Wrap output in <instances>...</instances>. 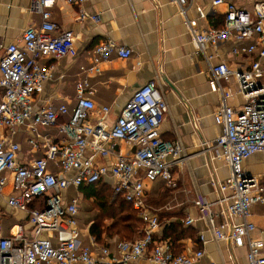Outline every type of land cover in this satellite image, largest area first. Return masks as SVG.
I'll list each match as a JSON object with an SVG mask.
<instances>
[{
	"label": "built area",
	"instance_id": "obj_1",
	"mask_svg": "<svg viewBox=\"0 0 264 264\" xmlns=\"http://www.w3.org/2000/svg\"><path fill=\"white\" fill-rule=\"evenodd\" d=\"M56 1L32 0L33 10L42 16L40 24L27 27L16 42L0 45L4 52L0 59V264H128L141 257L152 264H193L204 256L205 246L221 241L245 247L249 264H264V242L251 235L257 229L252 207L264 204V183L243 165L251 155L264 153V0L254 3L253 12L228 3L220 27L200 7L195 17L189 15L197 0H170L178 6L198 52L209 62L211 89L221 95V105L213 114L222 132L202 146L215 149V157L229 169L227 179H211L215 201L201 192L195 195L198 219L207 224L210 235L200 233V248L187 254L178 253L169 240L155 241L159 216L147 203V185L161 178L175 186L173 170L187 160L180 140L161 137L160 125L169 113L164 91L150 81L135 91L113 122L111 108L98 109L91 98L94 90L87 76L100 74L114 54L131 57L132 49L111 40L95 46L92 64L81 68L80 75L87 76L77 81V104L72 110L66 104H38L37 95L55 69L45 62L77 55L74 32L61 31L51 18ZM66 1L79 7V22L98 21L97 15L86 13L85 0ZM221 4L224 0H212V6ZM229 40L236 42L233 55L251 57L249 67L235 70L224 62L211 64L207 48ZM231 81L239 85L245 100L238 108L226 102L233 94L223 82ZM65 116L69 119L61 121ZM50 127H56L62 138L44 130ZM19 132L26 134L29 156L22 155V145L16 141ZM120 142L130 146L128 153L121 150ZM100 181L111 183L114 196L123 195L145 223L142 237L119 241L114 250L98 245L94 238L84 242L78 219L82 197L67 194L70 188ZM8 211L25 217L6 233L1 218ZM219 216L225 220L220 230ZM231 216L239 222L232 223ZM193 223L194 217L184 220L186 226Z\"/></svg>",
	"mask_w": 264,
	"mask_h": 264
},
{
	"label": "crops",
	"instance_id": "obj_2",
	"mask_svg": "<svg viewBox=\"0 0 264 264\" xmlns=\"http://www.w3.org/2000/svg\"><path fill=\"white\" fill-rule=\"evenodd\" d=\"M256 1L224 0V4L212 6V0H197L189 15L195 17L200 7L209 11L210 21L219 26L223 22L228 3L253 12ZM83 7L89 15H97L98 21L87 19L79 22V7L66 0H57L51 8V18L59 25V29L74 32L77 55L62 60L48 59L45 62L54 64L55 69L52 79L45 83L43 92L37 95L38 104L53 107L66 104L70 110L76 106L77 81L81 76H87L80 75L81 68L92 64L93 51L98 43L111 40L132 49L131 57L124 59L114 54L111 61L101 66L100 74L87 76L94 90L91 98L98 109L103 106L111 108L110 119L113 122L135 91L153 80L162 88L169 113L160 125L161 137L166 141L180 140L185 147L187 160L182 167L173 170L176 185L170 186L167 183L168 187L175 188L168 195L165 193L166 197L162 194L164 190L155 188L153 183L147 185V194L148 198L153 197V211L161 215L163 220L170 222L180 219L184 223L187 217L195 218V223L188 227L193 229L197 237L181 239L178 244L180 252L185 254L199 249V234L208 236L210 233L207 224L198 219L195 195L201 192L210 201H215L217 191L212 187L211 179L225 180L229 177V169L215 157V149L208 150L202 146L204 141H214L222 132V126L216 122L213 114L221 105V95L211 89L209 62L198 52L178 6L170 0H85ZM41 20V14L32 8V0H0V45L16 42L27 27L36 26ZM249 42L243 41L241 44ZM235 45L234 40H229L217 47H208L206 54L213 57L211 64L224 62L235 70L249 67L251 57L231 53ZM3 53L0 48V59ZM224 87L233 94L227 98V104L235 108L242 106L245 100L238 92L239 85L231 81ZM2 94L0 88V100ZM44 130L62 138L56 127ZM16 141L22 145V155L29 156L26 134L19 132ZM119 144L124 153L130 151V146L125 142ZM40 155L37 153L35 156ZM99 162L106 160L99 159ZM243 165L264 183V153L251 155L244 160ZM71 191L76 192L70 195ZM67 194L69 197H82L79 189L74 187ZM215 210L218 211L219 206H215ZM252 212L257 229L251 235L264 242V204H255ZM179 214L182 217L179 218ZM24 217V213L8 211L1 218L4 231L7 233L14 222H24ZM229 219L232 223L239 222L236 216ZM224 222L222 216L217 218L218 230ZM162 232L163 227L160 226L157 234L162 237ZM92 238L88 228H83L84 242L88 244ZM115 246L112 245L111 249L114 250ZM128 264L152 263L147 257H141ZM193 264H249L247 249L234 248L222 241L211 243L205 246L204 256Z\"/></svg>",
	"mask_w": 264,
	"mask_h": 264
},
{
	"label": "trees",
	"instance_id": "obj_3",
	"mask_svg": "<svg viewBox=\"0 0 264 264\" xmlns=\"http://www.w3.org/2000/svg\"><path fill=\"white\" fill-rule=\"evenodd\" d=\"M220 26H223V22L220 23L219 27ZM65 119L68 120L69 118L67 119V116L62 117L61 121ZM167 183V181L159 178L153 185H155V188L158 187L164 190L162 192L164 196L167 191L171 192L175 188L168 187ZM79 191L82 195V204L78 219L83 228H88L89 235L93 237L98 244L111 247L119 241H134L143 236L145 223L139 216V212L134 209L131 203L125 200L123 195L119 194L114 196V187L111 183L108 181H100L92 184H85L79 188ZM75 192L71 191V194H69L72 195ZM152 198L153 197L148 198L147 194V203L149 205L152 204ZM84 206L85 208L88 207L87 212L89 214H92V212L94 213L88 215V217L81 215L82 207ZM178 216L180 218L182 214ZM159 221L160 226L163 227V232L162 237L158 234L155 235V241L160 242L169 240L173 243L178 253H181V247L178 244L179 240L197 237L193 229L185 226L180 219L167 222L159 215Z\"/></svg>",
	"mask_w": 264,
	"mask_h": 264
},
{
	"label": "rangeland",
	"instance_id": "obj_4",
	"mask_svg": "<svg viewBox=\"0 0 264 264\" xmlns=\"http://www.w3.org/2000/svg\"><path fill=\"white\" fill-rule=\"evenodd\" d=\"M223 84L225 85L226 82H223ZM5 193L8 194L9 191L6 190ZM74 194H75V193H74ZM168 194H169V191H167L166 195H168ZM166 195L164 194L165 197H166ZM164 199H165V198H164ZM164 199H163V200H164ZM83 205H84V204H83ZM87 208H88V207H87ZM87 208H85V206L82 207V213H81V215L88 217V215H92V214L94 213V212H92V214H89V213L87 212ZM84 210H85V211H84ZM94 211H95V210H94ZM81 223H82V222H81ZM84 229H85V227H84ZM63 236H64V234H63Z\"/></svg>",
	"mask_w": 264,
	"mask_h": 264
}]
</instances>
